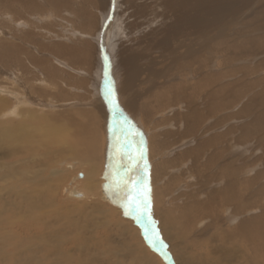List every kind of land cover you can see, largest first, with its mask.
I'll use <instances>...</instances> for the list:
<instances>
[{"label":"rangeland","instance_id":"1","mask_svg":"<svg viewBox=\"0 0 264 264\" xmlns=\"http://www.w3.org/2000/svg\"><path fill=\"white\" fill-rule=\"evenodd\" d=\"M135 1L104 0L103 4L100 2L98 6H92L93 12L100 20V24L95 27L83 25L80 18L77 20L76 17L72 16L73 14L70 16L67 13L66 7L55 9L54 6L44 0H34V4L37 2V5L33 6L35 9L32 8L33 11L45 12L46 15H29V13L24 12L25 9L20 5L17 8L21 9V12H16L15 15H20L21 19L17 20L10 13H3V15L0 13V42L9 39L12 40L10 42L19 45V49L22 51L13 54V58L15 57L16 61L18 58L19 60L27 58L24 61L30 71L29 74H25L26 71L20 69L16 61L13 63V69H8L0 62V83L5 84L0 87V96L11 102L12 107L9 108V111L20 106V108L35 110L38 115L45 113L50 115L59 113L71 117L76 115L80 120L87 123L90 122V115L92 114L84 116L82 112L91 111V113H94V119L96 118L93 124L90 123L91 130L98 131V145L100 146V159L93 160V163L81 161L72 155L57 159L44 173L47 177L48 186L44 188L39 184V187L43 190L33 193L27 186L26 192L22 188L24 183L18 181L13 185H8L16 191L14 195H10L11 190L9 188L2 195L15 200L20 209L29 211L24 206L25 202H29L33 197L40 199L49 191L55 200V207L59 213L57 222L53 221V224L55 223L56 229H64L68 232L65 238L57 241L56 244L58 247H62L61 245L66 246V243L70 241L69 246H74L78 252L82 251L86 254L84 258L88 262H91L89 252H95L92 254L93 256L99 253L107 257L104 252L109 243L111 244L112 257L118 258L121 261L120 264H185V260H189L188 258H185L183 262L175 257L177 253L181 252L189 256L196 253L197 263L194 262L193 264H234L236 258L227 257L226 255L220 256L222 254L218 249L220 246L213 238L214 233L218 231V226L209 224L212 222L209 220L212 219L211 217L205 219L201 226L197 225L198 222L195 221L193 229L187 233L184 231L181 234L175 233V227L174 241L167 233L166 220L161 211L166 212L167 209H172L176 219L177 216L179 217V211L183 209L181 207L192 203L191 201L196 195L202 196L198 193L204 191L206 194L205 191H207L201 185L203 180H197L195 174L191 177L192 169L189 167V163L182 161V153L185 148L187 149V145L185 142L181 143V139L184 137L183 130L186 129L184 128L186 122L181 120L186 111H190L188 103L191 98H193L191 106L198 109L200 107L199 110L208 115V120L204 123L206 126L217 123L216 121L222 118V125L219 127H221V131L227 132L228 137L222 145L226 150V154L222 159L229 161L235 158L241 170L239 172L240 177L253 176L252 168H256L254 170L258 173L264 171V143L261 141L263 132H259L249 139H246L247 137L242 133L244 125L252 123L256 117L264 112V90L261 87L264 86V43L258 45L254 41L261 36L264 37V2L252 5L253 2L239 0L236 4V15L233 17L232 15L227 16V19L222 22L212 23L213 20H216V13L207 14L204 18L196 15L197 18L201 19L198 20L195 26L189 23L182 32L175 36L166 37L163 36L161 22L165 15L169 13L168 8L157 7L159 6L157 0ZM140 1L142 2L139 4ZM73 2L78 6L83 4L81 0L77 2L74 0ZM120 3L122 4L121 7ZM142 5L148 9L147 13L145 11L140 12L142 10H140V6ZM155 6L157 18H155V13L152 12ZM50 10L58 12V16L56 13H49ZM240 10L241 12H239ZM175 19L173 21L178 23V17H175ZM207 22L209 24H204ZM119 26L123 31H127L124 37L117 36L115 33L119 32L117 31L120 29ZM189 26L190 28H188ZM218 26L224 29L214 30ZM194 27L196 28L193 29ZM29 30H33L35 33H32L31 39L27 37L28 41L23 33H27ZM157 30L159 32H155ZM184 31H186V34ZM222 31L224 34L218 35ZM86 41L89 43V48L86 50H91V62L93 63L90 64L91 66L84 60L73 64L70 61L71 59H68V55L63 54V51H59L56 47L58 43H64L70 47H79L84 45ZM261 41L264 42L262 38ZM3 43H0L1 48H3ZM28 53L31 56L34 55V61L38 59L44 62L42 64L38 61L35 63L30 62ZM43 64H47V67H54L58 72L60 71L59 76L61 79L58 80L62 85L55 86L56 90L46 80L45 74L43 76ZM210 76L216 79V86L222 83V85L230 88V92H224L226 101L234 99H230V97L234 96L236 88L243 86L241 91L244 93L241 95L238 93L239 100L234 99L235 104H232L233 106L224 108L218 113H213L212 116H210L211 113L208 110L211 104V99L208 96L213 87L202 86L207 79H210ZM204 77V82H202ZM261 81L262 83H259ZM29 83L32 84V87ZM127 83L132 84V87H134L133 92L128 96L121 97V85L124 86ZM68 84L71 87H68ZM38 88L50 91H48L47 96L44 94L41 96V93L37 91ZM233 88L235 89L233 90ZM246 89L247 91H245ZM110 90H112V93L109 92ZM58 91L62 95L65 93L64 99L57 100L54 98ZM112 94L114 95L112 96ZM115 98L116 101L121 102L117 101V106L121 105V109L119 108L117 113L115 110L113 111ZM1 112L4 113V111ZM35 114L30 117L5 114L0 115V121L17 120L19 122L28 118L30 123L34 125L36 124ZM232 125L235 128L237 127L238 130L230 131L231 128L228 129V127ZM110 126L112 127L111 131L115 130L116 127L118 128L119 139L121 138L124 141L121 142L123 145L121 149L126 151V153H120L119 157L122 158V162L119 165L114 163L113 172L119 168L123 170L120 177L114 174L116 179L113 178V173L110 175L108 172L111 159L107 156L110 149L105 134L111 128ZM131 126L132 128H130ZM107 127L108 129H106ZM122 129L124 132L125 130L128 131V139L132 138L131 143L124 139L126 132L123 133ZM227 130L231 133H228ZM232 132H236L237 138L230 141L233 134L235 136V133ZM238 135H243L244 138L241 137L238 140ZM152 136L159 138L162 143L166 140L173 144L163 154L159 153L155 161L156 164H159L158 171L168 172L174 177V180L168 179L166 176L168 174H166L164 179L158 180L156 185L153 184L152 170L155 161L153 162L154 158L152 156V160L149 154ZM258 139L261 141L260 144L256 143ZM139 142L143 148L144 162L141 161L142 150L140 151ZM194 146H196V143L189 147ZM51 150L54 149L51 148ZM159 150H162V146L159 147ZM167 152L170 153L167 154ZM116 157L117 154L114 159ZM126 160H128L127 164L124 162ZM250 163L252 164L251 168L247 170L246 165ZM144 165L146 172L144 170L142 172ZM90 167L95 171L94 185L97 183L96 187L89 186V183H85L88 187L83 186V182L88 179V173L91 175V171L89 172ZM62 170H66V172L62 173ZM0 172L3 174V177L0 178L5 179L6 172L1 169ZM61 175H65V177L63 179L59 178ZM121 177L122 179L125 177L126 184L120 183ZM142 183L145 184L144 187H142ZM261 184H264V182ZM0 185L3 188V182ZM155 186L157 188L153 189ZM163 188H167L166 193L169 196L162 192ZM120 191H122L121 194ZM24 193L27 194L26 201L24 200ZM155 194L157 198L160 195H165L166 198L163 197L162 203L157 204V199L154 201ZM261 196V198L254 197L256 202L253 201V204L257 207L251 208V212L254 209L258 212L256 214L249 213L248 216L251 214H254V216L259 215V212L264 210V193ZM0 203L2 204L1 201ZM50 206L52 205L50 204ZM258 208L263 210L260 209L259 211ZM51 209L52 207H49L47 211L50 212ZM227 209V205L222 207V213H226ZM188 212H191V210H188ZM50 213L55 215V213ZM5 217L6 215H2V219H0L3 225L2 232L10 237L16 234L19 239L29 234L24 232L22 228L19 230L13 225L7 226L4 222ZM204 218L203 214L196 217L198 220ZM19 221L26 224L24 217ZM74 223H78L81 227L86 226L89 230L93 228L94 241L85 244V248L81 242L74 241L72 238L79 227H74ZM143 227L150 232L149 238L143 231ZM106 230L110 233H107ZM89 234L91 235V233H88L87 236ZM108 238H111L110 242H108ZM138 239L149 254L145 256V260L144 257L140 260L133 255L134 246H139ZM176 240L186 241L190 244L188 246L190 248L186 251L182 245H179L181 250L176 248L177 246L173 247ZM154 242L155 246H153ZM229 244L233 245L231 241ZM120 245L122 246L118 249ZM22 246L21 249L25 248V244ZM238 247L245 255L249 256L251 254V260L255 264L259 262V264H264V250L256 251V248L251 249L243 242ZM208 253L210 254L208 255ZM111 262L112 260L106 263L111 264ZM247 262L250 263V260L245 257L237 264ZM106 263L98 262L96 264Z\"/></svg>","mask_w":264,"mask_h":264},{"label":"bare ground","instance_id":"2","mask_svg":"<svg viewBox=\"0 0 264 264\" xmlns=\"http://www.w3.org/2000/svg\"><path fill=\"white\" fill-rule=\"evenodd\" d=\"M44 1L49 2L52 6H54L55 9H62L66 7L67 13L70 14V16L73 14L72 16L76 17L77 20H79L80 18L83 25L87 27H95L98 24H100V20H98L97 15L93 12L92 6L94 5L98 6V3L100 2H102L103 4L104 0H100V1L81 0L83 4L80 6L75 5V3L73 2L74 0H44ZM75 1L77 2L78 0ZM157 1H159L158 2L159 6L157 7H163V8L167 7L169 11V13L165 15V17L162 19L161 22L162 25L161 27H163V36L168 37V36H175L179 32H182V30L185 29L189 23L194 24L195 26L198 23V20L201 19V18H197L196 15L201 17L203 16L204 18L207 14L216 13V20H213L214 22L212 21V23H216L218 21L222 22L224 19H227L226 18L227 16H231V15L232 17L235 16L236 4L238 3L239 0H157ZM246 1L251 3L253 2L252 5L254 3L256 4V3L264 2V0H246ZM141 2L142 1H140L139 4ZM36 3L34 4V0H0V13L1 15H3V13H10L11 16H15L17 20L21 19L22 17H20V15H15L16 12L17 13L21 12V9L17 8V6L20 5L22 6V8L25 9L24 12L29 13V15L30 14L36 16L46 15L45 12L40 13V11H33L35 9V7L33 6L37 5ZM121 6L122 4L120 5V7ZM140 7H141L140 10L142 9L140 12L143 13V11H145V13H147L148 9L145 6L143 7L142 5ZM68 9H70L71 11H69ZM155 10H156V6L152 10V12L155 13L156 15L155 18H157L158 16ZM51 12L56 13L58 16V12L50 10L49 13ZM172 12L173 14L170 15V13ZM239 12H241V10ZM158 13L161 15L160 11H158ZM173 16L174 19L175 17H178L177 20L178 23H175L173 21L174 20ZM168 19H170V21H168ZM204 24H209V23L207 22ZM118 28H120L117 30L119 32H115V33L117 34V36L124 37L127 31L126 32L123 31L121 26H119ZM188 28H190V26ZM195 28L196 27H194L193 29ZM216 29L222 30L224 28L218 26L217 28L215 27L214 30ZM188 31L191 32L192 30H188ZM223 31L221 33H218V35L224 34ZM155 32H159V31L157 30ZM184 32L186 34V31ZM32 33L35 32L33 30L32 31L29 30L27 31V33L24 32L23 36H25L26 40H28V38L31 39ZM261 38L264 40V37L261 36L259 37V39L257 38L254 41L258 45H262L264 42L261 41ZM37 39L39 40V38ZM10 41L12 40L7 39L5 41H1L4 43H3V48L0 47V62L3 65H5L8 69H13L14 68L13 63L16 61L14 59L15 57L13 58V54H16L17 51H22V50L19 49V45L17 46V44L15 45L14 42H10ZM56 47L59 51H63V54L66 53L69 57L67 58L71 59L70 61L73 62V64L84 60L89 64V66H91L90 65L92 63L91 52H90L91 50L90 51L86 50L89 48V43L87 41L84 43V45H81L79 47H73V46L70 47L64 43H58L56 44ZM27 55L29 61L32 63L38 61L42 64L44 62L38 59H35L36 61H34L33 59L35 58L34 55L31 56L29 53ZM24 60L26 61L27 58L23 60H19L18 58L16 63H18L20 69L26 71L25 74H29L30 71L27 68V64L25 63ZM92 61L94 62V60ZM43 65H44L42 67L43 76L45 74L46 80H48L51 83L50 85H52L53 88L56 90V87L62 85L59 82L60 80H58L61 79V77L59 76L60 71L58 72L57 69H54V67L51 66H50L51 68L47 67V64L46 65L43 64ZM204 79L205 77L202 78V82H204ZM259 83H262V81ZM215 84H216V79L210 76V79H207L202 85V86L206 85V87L207 86L213 87L211 93H209L208 96V98L211 99L210 102L211 104L209 105L208 108L209 113H211V115L209 114L210 116H212L213 113L214 114L218 113L220 112V110L227 107L229 108L232 104H235L234 99L239 100L238 93L239 95L244 94L241 91V88H243V86H241L240 88H236V92L234 93V96L230 97V99L233 98L234 99L233 100L227 99L228 101H226L224 92H230L231 91V90L229 91L230 88L228 86L222 85V83L217 86ZM1 85H5V84L1 82L0 87ZM68 87H71L70 84H68ZM261 87L262 90H264V86ZM133 88L134 87H132V84L129 83L124 84V86L121 85V97L125 95L128 96V94L133 92ZM234 89L235 88H233V90ZM37 91L41 93V96L42 94L47 96L48 91L50 90L46 91V89L38 88ZM111 91L112 90H110L109 92ZM245 91H247V89ZM113 95L114 94H112V96ZM55 96L54 98H56L57 100L59 99L61 100L64 99L63 97L65 96V93H63L62 95V93L58 91ZM192 99L193 98H191L188 103V105L190 106V111L189 110L186 111L185 115L183 114L184 117L182 116V120H181L186 122V126L184 127L186 129L183 130L184 135L181 133V135H183L185 138L183 137V139H181L182 140L181 143L185 142V144L187 145V149L185 148L184 152L183 153L181 152L183 158L182 161L183 162L187 161L189 163V167H191L192 169L191 177H193L195 174L197 180L198 179L200 181L203 180L201 185L205 189H207V191H205L206 194L204 193V191L198 193L199 195L202 194V196L196 195L193 201H191L192 203L186 205L185 207H181L183 209L179 211L178 214L179 217L177 216L176 219L173 215L172 209H167L166 212L161 211L166 220L165 228L167 230L168 235L175 241V235L173 234L175 232L174 230L175 227H176L175 233L181 234L183 231L187 233L193 229L195 221L198 222L197 225L201 226L205 219L207 218L209 219V217H211L212 219L209 220H211L212 222L210 221L211 223L209 224L218 226V231L214 233V237L212 234V237L214 238V241L218 242L217 244H219L220 246L218 247V249L222 252L220 256L226 255L227 257L236 258L234 259L235 261L234 264H237L240 260L246 257L247 260L248 259L250 260L251 264H255V262L251 260L252 257L250 256L251 254L248 256L242 253L238 245L241 246V242H243L246 243L249 247H251V249L256 248V251L264 250V210L260 208L261 210H263L260 211V209L258 208L260 211L259 215L254 216V214H251L248 216L249 213L256 214V212H258V210L255 209L254 210L252 209L253 211L251 212V208L257 207V205L253 204L254 203L253 201L256 202L254 197L258 196L261 198L262 197L261 195L264 193V184H261L262 182H264L262 181V179H264V171H260L258 173L255 172L254 170L256 168L254 169L252 168L253 170L251 169V171L254 172L253 176L240 177L239 172H241V170L237 165L236 159L233 158L232 160L229 161H225V159H222L223 156L226 154L225 147H223L222 145L224 141L228 139L227 132L221 131L220 130L221 127H219L220 125H222V118L216 121L217 123L206 126L204 123L208 120V115L205 112L199 110L200 107L199 109L192 107L191 106V104L193 103ZM117 101L113 104V107L115 105L113 111L115 110L116 113L119 108L121 109V105L119 107L117 106L118 105L117 103L118 102L121 103V102L120 101L117 102ZM11 107H12L11 102H9L7 98L0 96V115L10 114L13 116L19 115L20 117H22V115H24L30 117L32 116V114L36 113L35 114L36 124L34 125L31 124L28 118L25 120L22 119L19 122L17 120L0 121V169L2 171H5L7 174L5 176V179L0 178V183L3 182L4 184L3 188L0 185V199H1L0 201L2 202V204L0 203V211H1L0 219H2L1 218L2 215H6V217L4 218V222L7 224V226L13 225L19 228V230L20 228H22L24 232H28L29 234L26 233L27 235L22 239H19L16 234H13L10 237L5 232H2L3 225L0 220V264H96L98 262L106 263L107 261H111V260H112L111 264L112 263L120 264L121 261L118 258L112 257V249L110 247L111 244L109 243L105 247V252H104L107 257H104L99 253H96L97 255L93 256L92 254L95 252H89V255L91 256L90 260L92 263L88 262L84 258L86 254L82 253V251L78 252L74 246H69L70 241L66 243V246L60 244L62 247H58L56 242L63 240L65 238V235L68 234V232L64 229H59V230L56 229L55 223L57 222L59 213L57 211V208L55 207L56 206V204L54 203L55 200L53 199V196L50 195L49 191L46 192L43 196H41L40 199H36L32 196L33 199H30L29 202H25L24 206L29 211H24L23 209H20V206L18 207V204L15 202V200H11L10 198H8V196L2 195V193L8 188L11 190L10 195L11 196L14 195L16 191L12 190L8 185H13L15 182L18 181L24 183L22 185V188L26 192H27V186L31 189V192L33 193L43 190V188L39 187V184L44 188L48 186L46 181L47 177L44 175V173L47 172V168L53 165L57 159H60L63 156L72 155L73 157L79 158L81 161H85V162L88 161L91 163H93V160L100 159V146L98 145L99 137L97 134L98 131L95 132L91 130V124H90V123L93 124L94 120L96 119V118L94 119V113H91V111L82 112V115L84 116H88L92 114L90 115L91 116L90 122L87 123L80 120V118H78L76 115H72V117L69 115L64 116L59 113L54 115H50L47 113L38 115L35 110H31L28 108L26 109L23 107L20 108V106L9 111V108ZM125 110L127 109L125 108ZM1 111H4V113H2ZM130 128H132V126ZM106 129H108V127ZM228 129L230 131H233L234 129H237V127L235 128L232 125L231 127H228ZM111 130L112 127L109 130H107L108 133L106 132L105 134L108 141V147L110 149L108 152L109 155L107 156H109V158L111 159L110 160L111 164H109L110 169L108 170V172L110 173V175L113 173V178L116 179L114 174L120 177L122 175L121 173L123 170L119 168L117 171L114 170L113 172V169L115 168L114 163H117L116 165H119L120 162H122V158L119 157L120 153L123 154V152L126 153V151L125 149H121V147L123 148V145L121 143L123 139L122 140L121 138L119 139L118 128L116 127L115 130L113 131ZM229 130H227L228 133H231L229 132ZM122 131L123 133L126 132L124 134V139L125 140L127 139L128 142L131 143L132 141L130 140L132 138L130 140L128 139V131L125 130L124 132L123 129ZM259 132H263L261 141L264 143V112L260 114L258 117H256L252 123L246 124L242 128V133L244 136L247 137L246 139H249L251 136L258 134ZM232 133H235L236 137L233 134V136L230 138V141L237 138L236 132H232ZM243 135L240 136L238 135L239 136L238 140L241 137L244 138ZM156 138H157L156 136H152V141L150 140L151 149L149 154H150V158H152L153 156L154 158V160L152 158L153 162L155 161V158L158 156L159 153L163 154L166 149L168 150L173 145L166 140L163 141L162 143L160 142L159 138L157 139ZM261 141L260 139H258V142L256 143L260 144ZM195 143L196 146L192 148L189 147L194 145ZM139 144H140V151L142 150L141 161L144 162L145 157H143L142 155L143 148L141 147L140 142ZM160 146H162V150H159ZM51 148H53L54 150H51ZM169 153L170 152H167V154ZM50 154L52 155L50 156ZM116 154L117 157L116 159H114ZM124 162H126L127 164L128 160ZM154 165L155 166L152 170L153 171L152 182H154L153 183L154 185H156L158 180L164 179L166 176L168 177V179L174 180V177H172L171 174H168V172L158 171L159 164H156V161L154 162ZM251 165H252L251 163L246 165L247 170L251 168ZM144 167L145 165L142 167L143 168L142 172L144 170ZM90 169L91 170H89V172L91 171V175L88 173V179L83 182L84 183L83 186L88 187V185H86L85 183L87 184L89 183V186L96 187L97 183L96 185H94L96 179L95 171L91 167ZM146 171L147 170H144V172ZM65 172L66 170L65 171L62 170V173ZM93 172L94 174L92 175ZM0 177H3V174H1V172H0ZM64 177L65 175L63 176L61 175L59 178L63 179ZM119 177L117 178V180L119 179ZM122 177L120 178L121 184L126 182L125 177L124 179H122ZM58 181L60 182V180ZM142 185H143L142 187L145 186L144 183H142ZM156 188H157L156 186L153 187V189ZM51 191L53 192V190ZM166 191L167 188L162 189V192L165 195L167 194ZM121 193L122 191H120V194ZM165 195H160L157 198V195L155 194L154 201L157 199L156 203L159 204L162 201L163 197L166 198L168 194L166 196ZM26 199H27V194L24 193V200L26 201ZM50 204L52 206H50ZM225 205L228 206L227 209L228 211L226 213L223 212L224 213L223 214L221 209ZM49 207L50 208L52 207L51 210L53 211L50 210V212L55 213V215H52L49 211H47ZM188 210H191V212H188ZM245 213L247 214L245 215ZM201 214H203L205 218L202 220L196 219V217ZM22 217L25 218L26 224H23L19 221V219L21 220ZM30 220L31 222H29ZM53 221L55 222L54 224ZM232 224H234V226H232ZM74 227H78V231L72 237L74 241L77 240L81 242L84 248H85V244H89L91 241L92 242L94 241V236L92 234V230H93L92 227H91L92 230H89V228H87L86 226L81 227L78 223H74ZM143 231L146 233L147 238H149L150 232L147 231V228L146 229L144 228ZM88 233H91V235L89 234V236H87ZM107 233L110 232L107 231ZM108 239H109L108 242H110L111 238ZM230 241L233 243L232 246L229 244ZM23 244H25V248L21 249L23 247L22 246ZM138 244L139 246L136 245L133 248V255L140 260L143 259L144 257L145 260V256L149 254L147 250L141 245L139 239H138ZM174 245L175 246L173 247L177 246L176 248H179V245H182L184 247V250L186 249V251L188 250V248H190L188 247L190 244H188L186 241L176 240V242H174ZM121 246L122 245H120L118 249H120ZM218 249L216 250L218 251ZM210 253H208V255ZM175 257L181 261H183L185 258H188L189 260L187 261L185 260V264H193L194 262L197 263L196 253H193L192 256H189L188 254L185 255V253L181 252V253H177ZM250 263L247 262L245 264H250Z\"/></svg>","mask_w":264,"mask_h":264},{"label":"snow or ice","instance_id":"3","mask_svg":"<svg viewBox=\"0 0 264 264\" xmlns=\"http://www.w3.org/2000/svg\"><path fill=\"white\" fill-rule=\"evenodd\" d=\"M146 210V209H145ZM153 246H155V242L153 243ZM166 255H167V253H166Z\"/></svg>","mask_w":264,"mask_h":264}]
</instances>
